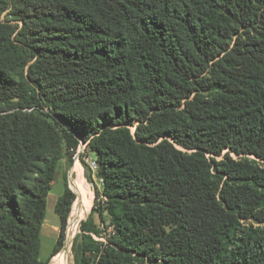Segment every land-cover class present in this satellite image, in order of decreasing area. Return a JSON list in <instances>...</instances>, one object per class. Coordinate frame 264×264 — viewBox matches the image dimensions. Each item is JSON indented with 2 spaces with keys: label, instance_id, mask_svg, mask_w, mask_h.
<instances>
[{
  "label": "trees",
  "instance_id": "obj_1",
  "mask_svg": "<svg viewBox=\"0 0 264 264\" xmlns=\"http://www.w3.org/2000/svg\"><path fill=\"white\" fill-rule=\"evenodd\" d=\"M82 143L75 264H264V0H0V264Z\"/></svg>",
  "mask_w": 264,
  "mask_h": 264
},
{
  "label": "rangeland",
  "instance_id": "obj_2",
  "mask_svg": "<svg viewBox=\"0 0 264 264\" xmlns=\"http://www.w3.org/2000/svg\"><path fill=\"white\" fill-rule=\"evenodd\" d=\"M132 130L134 132L135 128H132ZM92 161H93V156L89 155V158L86 159V162H87L86 164H89ZM76 163H78L79 166L81 167V171H82L83 176L85 178L86 184L88 185V187L91 190V193L93 196L92 205L94 206V204H95V190H94V184L90 180V175H91L90 172L91 171L86 166H84V164H82L80 160H77ZM76 163H75V166H76ZM73 166H74V164H72V166H71L67 159L61 163V166L59 168L61 173L57 177L55 186L51 192V197H52L51 203H50V206L48 207V210H47L46 221H45V224L43 227L42 238H41L42 239V248H41V259H42V261H48L50 259L51 255L53 253V250L55 248V245L57 243V240L59 237V231H60V227H61V222H60L58 215L56 214V212L54 210L53 202L55 200L57 201L61 196H63V194L65 192V185L68 184L69 188H70V183L72 186V190H73L74 194L76 195V200H77V194L73 189L72 180L76 179L78 174H77V172L73 173V176L71 178L70 183H69V177L67 178V173L71 170V168H73ZM76 200H75V202H76ZM75 202L73 203L72 210H73V207L75 205ZM93 206H92V209H93ZM92 209L90 210L87 217L82 221V223L88 219V217L90 216V214L92 212ZM72 210H71V213H72ZM71 213H70L68 223L66 226V230H65V239L63 242L62 250H64V248L66 246V242H67V235H68V230H69V222H70ZM82 223H81V225H82ZM79 229L76 232V234L74 236V240H73L72 245H71L73 264H75L74 254H73V244H74L75 238L81 233V226L79 227ZM109 232H111V229L109 230ZM101 240L104 241L105 238L101 239ZM62 250L60 251V253L62 252ZM57 256L55 258H52L50 264H52L54 262V260L57 258Z\"/></svg>",
  "mask_w": 264,
  "mask_h": 264
},
{
  "label": "bare ground",
  "instance_id": "obj_3",
  "mask_svg": "<svg viewBox=\"0 0 264 264\" xmlns=\"http://www.w3.org/2000/svg\"><path fill=\"white\" fill-rule=\"evenodd\" d=\"M75 172H77L78 176L76 179L72 180V184L73 189L77 194V200L70 217L67 242L64 250H62L52 264H73L71 245L74 240V236L81 226L82 221L87 217L93 206V196L91 190L86 184L81 167L78 163H76V166L73 168V173Z\"/></svg>",
  "mask_w": 264,
  "mask_h": 264
},
{
  "label": "water",
  "instance_id": "obj_4",
  "mask_svg": "<svg viewBox=\"0 0 264 264\" xmlns=\"http://www.w3.org/2000/svg\"><path fill=\"white\" fill-rule=\"evenodd\" d=\"M85 148H86V145H85L84 143H82V144L80 145V148H79L78 154L75 156V161H76L77 159L80 158V155H81V153L85 150ZM73 168H74V166H73ZM73 168H71V170H70V172H69V174H68V177H69V183L71 182V178H72V176H73ZM70 189L72 190L71 183H70ZM72 191H73V190H72ZM55 257H56V256H55Z\"/></svg>",
  "mask_w": 264,
  "mask_h": 264
},
{
  "label": "crops",
  "instance_id": "obj_5",
  "mask_svg": "<svg viewBox=\"0 0 264 264\" xmlns=\"http://www.w3.org/2000/svg\"><path fill=\"white\" fill-rule=\"evenodd\" d=\"M75 163H76V161H75ZM75 163H74V166H75ZM60 166H61V165H60ZM59 172H60V169H59ZM69 172H70V171H69ZM69 172H68V174H69ZM60 173H61V172H60ZM55 183H56V182H55ZM54 186H55V184H54ZM53 188H54V187H53ZM61 197H62V196H61ZM61 197H60V198H61ZM51 198H52V197H51V193H50V196H49V199H48V207L50 206ZM60 198H59V199H60ZM59 199H58V200H59ZM58 200H57V201L55 200V201L53 202L54 210H55V207H56V204H57ZM55 202H56V203H55ZM56 256H57V255H56ZM53 258H55V256H54Z\"/></svg>",
  "mask_w": 264,
  "mask_h": 264
},
{
  "label": "built area",
  "instance_id": "obj_6",
  "mask_svg": "<svg viewBox=\"0 0 264 264\" xmlns=\"http://www.w3.org/2000/svg\"><path fill=\"white\" fill-rule=\"evenodd\" d=\"M79 151V150H78ZM85 151V150H84ZM84 151L82 152V153H84ZM81 153V154H82ZM77 154H78V152H77ZM76 154V155H77ZM79 160H80V158H79ZM90 165H91V168H92V170L93 171H96L97 170V168H98V164L95 162V161H92V162H90Z\"/></svg>",
  "mask_w": 264,
  "mask_h": 264
}]
</instances>
